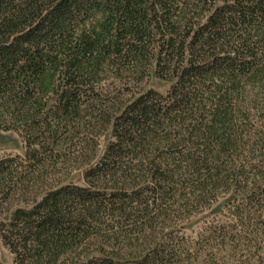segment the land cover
Segmentation results:
<instances>
[{
	"label": "trees",
	"instance_id": "trees-1",
	"mask_svg": "<svg viewBox=\"0 0 264 264\" xmlns=\"http://www.w3.org/2000/svg\"><path fill=\"white\" fill-rule=\"evenodd\" d=\"M0 130L12 264H264V0H0Z\"/></svg>",
	"mask_w": 264,
	"mask_h": 264
},
{
	"label": "rangeland",
	"instance_id": "rangeland-1",
	"mask_svg": "<svg viewBox=\"0 0 264 264\" xmlns=\"http://www.w3.org/2000/svg\"><path fill=\"white\" fill-rule=\"evenodd\" d=\"M151 86L157 91L164 93L168 88L169 83L161 82L153 79L151 81ZM105 139L106 138L104 137L101 138L98 148H100V145H103ZM5 154H12V155L24 154V146L22 144L21 138L19 137L18 133L14 130H8V131L0 130V156ZM82 169L83 168H75L70 173V180L77 185L85 184L82 178V173H81ZM205 213H203L202 216L206 215ZM210 217L212 218V215L208 216L206 219H209ZM200 224H201V220L195 221L193 227L187 229L186 232L188 234H191L194 229H197V227L200 226ZM12 260H13L12 254L9 252V250L5 247V245L0 239V262L2 264H12Z\"/></svg>",
	"mask_w": 264,
	"mask_h": 264
}]
</instances>
